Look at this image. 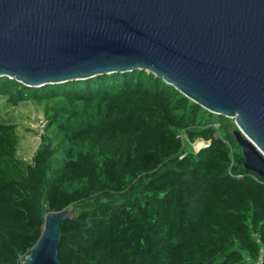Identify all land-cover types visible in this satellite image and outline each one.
<instances>
[{
  "label": "trees",
  "instance_id": "16d2710c",
  "mask_svg": "<svg viewBox=\"0 0 264 264\" xmlns=\"http://www.w3.org/2000/svg\"><path fill=\"white\" fill-rule=\"evenodd\" d=\"M1 96L50 106L28 163L0 121V264L69 206L61 264L264 263V177L243 167L232 118L143 69L40 86L2 75ZM197 139L207 145L194 151Z\"/></svg>",
  "mask_w": 264,
  "mask_h": 264
},
{
  "label": "water",
  "instance_id": "95a60500",
  "mask_svg": "<svg viewBox=\"0 0 264 264\" xmlns=\"http://www.w3.org/2000/svg\"><path fill=\"white\" fill-rule=\"evenodd\" d=\"M143 69L233 118L264 177V0H0V76L27 86ZM67 208L44 214L21 264H61Z\"/></svg>",
  "mask_w": 264,
  "mask_h": 264
},
{
  "label": "rangeland",
  "instance_id": "374dc122",
  "mask_svg": "<svg viewBox=\"0 0 264 264\" xmlns=\"http://www.w3.org/2000/svg\"><path fill=\"white\" fill-rule=\"evenodd\" d=\"M49 103L24 100L13 105L5 97H0V121L11 123L14 126L17 136L15 157L23 164L31 161V157L40 143L41 135L46 133V110L50 106ZM182 143L183 145L187 144L184 137ZM205 143V141L197 139L190 143V147L196 151ZM67 209L71 215L76 212L73 207L69 206Z\"/></svg>",
  "mask_w": 264,
  "mask_h": 264
},
{
  "label": "built area",
  "instance_id": "2783aa9c",
  "mask_svg": "<svg viewBox=\"0 0 264 264\" xmlns=\"http://www.w3.org/2000/svg\"><path fill=\"white\" fill-rule=\"evenodd\" d=\"M181 138H183V136H181ZM206 145H207V142H206L205 145H203V146H206ZM203 146H201V147H203ZM199 148H200V147H199ZM199 148H198V149H199ZM198 149H197V150H198ZM197 150H196V151H197ZM22 260H23V259H22ZM22 260H18L15 264H21ZM248 264H264V263H263L262 256L260 255L259 258L256 259V260H254V261H249Z\"/></svg>",
  "mask_w": 264,
  "mask_h": 264
}]
</instances>
